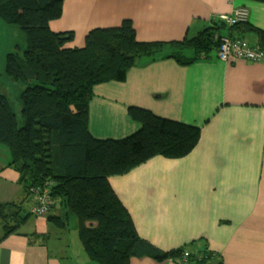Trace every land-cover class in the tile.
<instances>
[{
    "label": "crops",
    "instance_id": "0c3cea01",
    "mask_svg": "<svg viewBox=\"0 0 264 264\" xmlns=\"http://www.w3.org/2000/svg\"><path fill=\"white\" fill-rule=\"evenodd\" d=\"M240 9L247 13L242 22L264 31V4L244 0H64L49 29L73 32L68 47L80 48L90 30L129 19L140 42L181 41ZM221 36L258 44L254 33L238 28ZM129 107L200 128L198 145L186 158L158 156L109 177L138 236L161 251L195 241L192 253L205 247L213 255L204 264H264V59L221 63L214 56L187 67L172 59H140L124 82L93 88L91 136L118 140L136 132ZM9 164L10 158L0 161V203L22 206L23 186ZM59 207L48 216H58ZM68 247L50 252L42 239L0 230V264H96L79 245L76 254ZM130 264L180 263L143 257Z\"/></svg>",
    "mask_w": 264,
    "mask_h": 264
},
{
    "label": "trees",
    "instance_id": "16d2710c",
    "mask_svg": "<svg viewBox=\"0 0 264 264\" xmlns=\"http://www.w3.org/2000/svg\"><path fill=\"white\" fill-rule=\"evenodd\" d=\"M244 1L264 4V0ZM63 2L0 0V19L18 27L26 41L22 57L9 53L5 62L9 80L23 86L19 94L22 126L0 93V144L9 149V166L18 173L25 196L33 188L47 189L58 206L76 216L78 240L90 261L130 264L132 258L146 257L157 263L179 262L195 241L161 251L141 239L108 179L127 174L154 157L186 158L198 145L200 128L129 107V116L139 124L136 132L118 140L96 139L88 131L93 88L124 82L140 59H172L182 67L209 61L216 55L222 32L233 28L254 33L264 57V31L248 22L227 28L214 21L213 26L181 41L140 42L132 22L124 19L115 27L90 30L84 45L73 48L68 47L73 32L49 29L50 22L60 17ZM21 211L20 203H0L4 236L18 232L27 218ZM47 219L58 228L65 226L60 216ZM194 253L188 262L204 264L213 256L205 247ZM197 254L201 260L195 258Z\"/></svg>",
    "mask_w": 264,
    "mask_h": 264
},
{
    "label": "rangeland",
    "instance_id": "374dc122",
    "mask_svg": "<svg viewBox=\"0 0 264 264\" xmlns=\"http://www.w3.org/2000/svg\"><path fill=\"white\" fill-rule=\"evenodd\" d=\"M26 48V41L23 33L15 25L7 24L0 19V93L7 96L13 112L15 113L18 125H23L21 118V105L19 94L23 89L20 82L10 81L5 73L6 56L9 53H16L20 58ZM10 152L7 146L0 144V161L7 164ZM26 197V196H25ZM22 216H27L26 220L18 227V231L29 238L42 239L48 246L50 252L55 248L67 250V247L76 254V246L81 244L78 240L77 218L71 212H67L63 207L58 208V216L61 217L64 228H58L47 217H35L31 214L33 205L32 196L21 197ZM1 230V227H0Z\"/></svg>",
    "mask_w": 264,
    "mask_h": 264
},
{
    "label": "built area",
    "instance_id": "2783aa9c",
    "mask_svg": "<svg viewBox=\"0 0 264 264\" xmlns=\"http://www.w3.org/2000/svg\"><path fill=\"white\" fill-rule=\"evenodd\" d=\"M246 15V10L240 9L232 16H220L214 19V21L221 22L226 27H231L238 22L244 21ZM219 42L220 45L215 57L217 61L221 63L244 61L251 64L261 62L264 59L263 54L258 47H250L242 40L222 37L219 39ZM30 194L33 200L31 214L35 217H47L57 204V200L51 196L49 190L47 189L39 190L37 188H33ZM190 255L191 252L185 250L182 253L179 263L186 264ZM195 258L197 260H201V255L197 254Z\"/></svg>",
    "mask_w": 264,
    "mask_h": 264
}]
</instances>
